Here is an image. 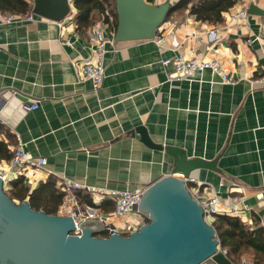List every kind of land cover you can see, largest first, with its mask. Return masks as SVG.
Segmentation results:
<instances>
[{
  "label": "crops",
  "instance_id": "obj_1",
  "mask_svg": "<svg viewBox=\"0 0 264 264\" xmlns=\"http://www.w3.org/2000/svg\"><path fill=\"white\" fill-rule=\"evenodd\" d=\"M28 1L31 11L20 20L8 23L0 11V125L8 135L0 140L21 141L33 158H46L40 170L27 168L31 188L49 177L56 185L68 178L146 188L169 175L173 161L141 141L136 128L143 127L155 144L183 149L188 158L215 159L216 170L192 171L195 198L217 193L222 208L239 197L242 220L264 225V0L249 4L262 13H248L246 21L229 18L250 1L240 0L220 23L198 21L186 10L166 18L153 39L115 42L105 53V77L96 91L78 68L91 43L89 27L78 32L68 20L74 3L67 0V12L55 21L34 13ZM176 55L217 62L228 82L211 67L191 79L170 80L173 65L163 60ZM34 101L35 109L25 108ZM0 168L14 178L6 161ZM110 201L103 199L94 211L111 212ZM134 217L131 212L113 224Z\"/></svg>",
  "mask_w": 264,
  "mask_h": 264
},
{
  "label": "water",
  "instance_id": "obj_2",
  "mask_svg": "<svg viewBox=\"0 0 264 264\" xmlns=\"http://www.w3.org/2000/svg\"><path fill=\"white\" fill-rule=\"evenodd\" d=\"M33 12L59 21L67 0H33ZM52 5L54 8L52 9ZM116 42L153 39L172 5L146 0H114ZM249 13H262L251 4ZM141 141L172 158L171 173L150 183L138 202L147 222L130 235L99 236L102 223L32 209L27 200L15 203L0 177V264H233L221 250L212 225L203 218L186 179L199 168L216 170L215 159L188 158L183 149L153 143L143 127Z\"/></svg>",
  "mask_w": 264,
  "mask_h": 264
},
{
  "label": "built area",
  "instance_id": "obj_3",
  "mask_svg": "<svg viewBox=\"0 0 264 264\" xmlns=\"http://www.w3.org/2000/svg\"><path fill=\"white\" fill-rule=\"evenodd\" d=\"M74 0H68L72 3ZM249 3L241 4L235 13H231L229 18L232 22L246 21L248 17ZM75 14L76 11L73 10L71 16L68 17L70 22L73 21L75 24ZM23 15L17 14H7L5 16L6 22H12L14 20L22 19ZM31 15L29 14V18ZM107 18L110 19V14L105 11L100 19L89 27V36L91 46L89 50L91 54L80 60L78 64L79 71L83 79L90 80L92 84V90L96 91L105 77V67H104V57L107 52L108 46H113L115 44L114 31L106 32L108 28ZM61 25V22L58 23ZM213 37L214 33H210ZM75 37H77L75 35ZM172 63L174 71L173 76H168L171 79H191L196 71H202L204 68L211 67L213 71L218 74L222 82H228V79L224 73V70L217 64V62L210 60L204 61L199 60L196 57L185 58L182 55H176L172 59L163 60L164 64ZM76 66V63H74ZM38 106V102L34 101L31 105H25L26 109H35ZM13 156L7 166L11 170L14 178L23 175L26 181V171L27 168H33L35 170H40L46 164L45 157L33 158L27 151L24 150L21 141L12 147ZM0 177L3 179L5 184L10 181L8 177L5 176V169L0 168ZM187 187L189 189L192 197L200 204L203 212L204 221L207 224L212 223L215 216L218 213H233L239 217H243L238 205L242 203V199L235 197L232 199L230 205H222V208L218 207L220 204V199L217 193H213L211 196H206L205 199L200 200L194 197V190L189 184L197 183L194 178L189 177L186 180ZM58 188L63 193L62 202L57 208L56 214L62 216H69L73 219L75 229L73 233L75 235L80 234V229L78 223L86 219H96L102 223L101 232L99 236L108 237L112 234L130 235L139 229L141 225L147 222V214L138 207V202L145 191V187H138L135 189H115L98 187L94 185H87L73 181L68 178H61L57 183ZM6 187V186H5ZM88 194L91 197L92 206L88 204H82L79 202L77 197V192ZM103 199H110L113 201V209L109 213L98 214L94 211V206L98 205ZM260 201L264 203V190L262 195L259 197ZM243 205V204H242ZM244 209H247L244 207ZM131 212L135 213V217L131 220H124V223L115 225L114 220H121L126 217Z\"/></svg>",
  "mask_w": 264,
  "mask_h": 264
},
{
  "label": "trees",
  "instance_id": "obj_4",
  "mask_svg": "<svg viewBox=\"0 0 264 264\" xmlns=\"http://www.w3.org/2000/svg\"><path fill=\"white\" fill-rule=\"evenodd\" d=\"M240 0H178L166 18L173 15L182 16L185 11L193 15L198 21L205 23H220L224 16ZM75 30L85 31L95 24L101 15L108 11L110 19L107 22L112 31L117 26V15L114 0H74ZM0 11L6 14L25 15L31 11L28 0H0ZM0 135H7L0 125ZM8 136V135H7ZM10 144L12 139L0 140V161L9 162L13 156ZM16 144V143H15ZM6 195L15 203L27 200L30 207L42 210L47 214H56V208L60 204L63 193L56 185L55 179L49 177L37 187L31 186L25 181L23 175H19L6 183ZM80 203L92 206L91 197L88 194L77 192ZM113 205V201H110ZM94 207H98L95 205ZM211 225L219 241L221 250L233 264H264V225H260L258 219H253L252 225L244 222L241 217L233 213H218ZM248 254L247 262L240 263L239 255Z\"/></svg>",
  "mask_w": 264,
  "mask_h": 264
},
{
  "label": "rangeland",
  "instance_id": "obj_5",
  "mask_svg": "<svg viewBox=\"0 0 264 264\" xmlns=\"http://www.w3.org/2000/svg\"><path fill=\"white\" fill-rule=\"evenodd\" d=\"M5 188H7V186H6ZM248 257H251V256L248 255V254L239 255V257H238L239 262H240V263H245V262H247V258H248Z\"/></svg>",
  "mask_w": 264,
  "mask_h": 264
}]
</instances>
